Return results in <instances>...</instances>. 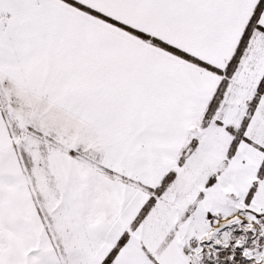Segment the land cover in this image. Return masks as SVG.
Masks as SVG:
<instances>
[{"label":"snow or ice","instance_id":"obj_1","mask_svg":"<svg viewBox=\"0 0 264 264\" xmlns=\"http://www.w3.org/2000/svg\"><path fill=\"white\" fill-rule=\"evenodd\" d=\"M0 264H264V0H0Z\"/></svg>","mask_w":264,"mask_h":264}]
</instances>
